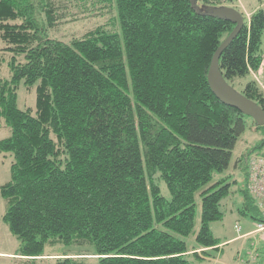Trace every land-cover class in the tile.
I'll list each match as a JSON object with an SVG mask.
<instances>
[{
  "label": "trees",
  "instance_id": "1",
  "mask_svg": "<svg viewBox=\"0 0 264 264\" xmlns=\"http://www.w3.org/2000/svg\"><path fill=\"white\" fill-rule=\"evenodd\" d=\"M235 1L69 0L84 12L115 10L117 26L65 41L49 34L68 20L65 1L0 0V39L13 54L10 79H0V119L11 128L0 152L14 156L0 195L21 241L18 264H36L57 242L93 245V264L209 261L223 242L211 223L224 218L232 190L225 180L206 187L230 167L248 127L249 116L224 104L208 79L237 26L211 9ZM244 17L220 68L232 86L249 77L242 93L264 109V89L250 78L264 64V10ZM22 82L35 87V108H19ZM248 175L243 213L264 223ZM200 191L202 224L190 246L178 235L193 232Z\"/></svg>",
  "mask_w": 264,
  "mask_h": 264
},
{
  "label": "rangeland",
  "instance_id": "2",
  "mask_svg": "<svg viewBox=\"0 0 264 264\" xmlns=\"http://www.w3.org/2000/svg\"><path fill=\"white\" fill-rule=\"evenodd\" d=\"M65 1L69 5L68 20L58 27L57 30L50 31L52 37L69 41L76 36H83L90 30L95 29L99 25L105 24L108 27L114 28L117 25L112 24V20L116 18V11L100 13L97 11H83V6H76L69 0ZM224 6L235 7L243 15L248 18L251 14L259 9L264 10V0H236L234 4L225 3ZM121 33V29H119ZM7 43L0 39V79H10V61L12 59V52L7 49ZM264 51V36L263 46ZM20 61H24L21 57ZM250 78L255 79L258 84L264 89V64L258 72H252ZM249 80V77L236 80L233 83L237 91L242 92L244 85ZM37 101V94L35 87L33 89L27 88L22 82L18 88V106L20 109L35 108ZM0 140L5 139L11 135V128L6 124L4 119H0ZM248 127L244 134L238 140L236 147L233 151V158L230 167L222 172L217 173L214 180L206 187H211L218 181L225 180L222 184L231 183L232 193L230 196L222 201V211L224 218L219 221L211 223V229L216 237L222 241L233 239L248 230L256 228L255 222L251 216L244 214L245 197L243 190L246 188L247 172V159L255 155H262L264 153V146H260L264 139V128H257L253 124V119L247 117ZM242 161L237 164V160ZM14 161L12 153L0 152V187L7 183L11 178V164ZM237 164V165H236ZM162 193L170 198V191L164 181L161 182ZM196 222L193 232L189 236L178 235L179 238L185 239L190 246L198 245L197 235L201 229L202 224V196L201 191L196 194ZM7 201L0 195V251H16L21 246L20 239L15 236L9 229L8 224L3 220V215L6 211ZM236 225L240 226L241 230H236ZM253 239L243 238L234 239L231 241L223 251L214 250L212 253L217 256L214 261H207L206 264H262L260 261H252L253 257L249 254L248 245H254ZM257 245H264V242L258 241ZM259 252H264L259 248ZM95 247L91 244H64V243H48L45 248V256L37 259L36 264H56V260L61 257H90L85 259L88 263L93 264L96 262L93 254ZM19 256V255H18ZM16 259V258H15ZM262 259V258H260ZM23 261L19 256L16 260L1 258L0 264H18ZM219 261V262H218ZM223 262V263H222ZM264 264V259H263Z\"/></svg>",
  "mask_w": 264,
  "mask_h": 264
},
{
  "label": "water",
  "instance_id": "3",
  "mask_svg": "<svg viewBox=\"0 0 264 264\" xmlns=\"http://www.w3.org/2000/svg\"><path fill=\"white\" fill-rule=\"evenodd\" d=\"M211 14L228 19L229 21L237 24L236 28L230 33V35L222 42L218 47L216 53L213 56L210 71L208 75L210 86L215 95L226 105L239 109L245 115L253 118L257 125H264V109L257 104L254 100H251L245 96L242 92H239L225 79L223 72L220 68V60L225 49L230 43L238 36L245 24V17L235 7L220 6L211 9Z\"/></svg>",
  "mask_w": 264,
  "mask_h": 264
},
{
  "label": "built area",
  "instance_id": "4",
  "mask_svg": "<svg viewBox=\"0 0 264 264\" xmlns=\"http://www.w3.org/2000/svg\"><path fill=\"white\" fill-rule=\"evenodd\" d=\"M248 189L264 211V155H255L248 160ZM240 231V226L236 225ZM258 230L264 231V223H258Z\"/></svg>",
  "mask_w": 264,
  "mask_h": 264
},
{
  "label": "crops",
  "instance_id": "5",
  "mask_svg": "<svg viewBox=\"0 0 264 264\" xmlns=\"http://www.w3.org/2000/svg\"><path fill=\"white\" fill-rule=\"evenodd\" d=\"M258 223L260 222H255L256 228L252 229V230H248L247 232H245L244 234H241L240 236H237L236 238L233 239H227L224 240L219 246L218 249H215L217 251H223L224 248L234 239H243V238H248V239H253L255 241H252L254 243V245H248L250 251L249 254L253 257L252 261H260L263 264V259H264V252H259V248L263 249L264 251V245H257L258 241L264 242V231H259L258 230ZM214 250H211V252ZM19 250L16 251H0V256L1 258H6V259H13L16 260L17 258H19L18 256ZM215 257L217 258V256H215L212 253V256L209 258L210 261H214ZM16 258V259H15ZM262 258V259H260ZM219 262V261H218ZM223 263V262H222ZM249 264H252L251 262H248ZM225 264V263H224Z\"/></svg>",
  "mask_w": 264,
  "mask_h": 264
}]
</instances>
